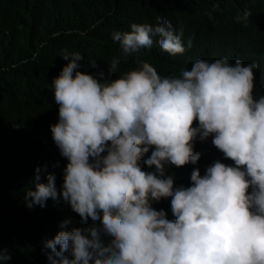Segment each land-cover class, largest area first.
<instances>
[{
  "label": "clouds",
  "instance_id": "clouds-1",
  "mask_svg": "<svg viewBox=\"0 0 264 264\" xmlns=\"http://www.w3.org/2000/svg\"><path fill=\"white\" fill-rule=\"evenodd\" d=\"M129 29L110 34L125 58L157 40L170 55L192 48L163 18ZM249 49L234 62L196 56L169 76L137 59L142 70L114 79L80 71L81 53L62 51L68 63L50 83L58 119L49 125L67 161L59 194L54 173L41 182L37 166L23 200L63 201L83 226L61 220L33 264H264V45ZM211 143L221 152L204 157L199 149ZM10 258L0 249V260Z\"/></svg>",
  "mask_w": 264,
  "mask_h": 264
},
{
  "label": "trees",
  "instance_id": "trees-1",
  "mask_svg": "<svg viewBox=\"0 0 264 264\" xmlns=\"http://www.w3.org/2000/svg\"><path fill=\"white\" fill-rule=\"evenodd\" d=\"M162 18L182 30V42L191 40L187 55H170L158 40L140 58L121 55L113 30H130L131 23L156 27ZM254 45H264V0H0V249L11 256L0 264H33L36 239L52 238L65 218L71 227L83 226L63 201L49 198L44 207L29 208L23 200L25 190L34 189L37 166L41 182L45 172L54 173L59 194L67 161L49 125L58 119L50 83L68 63L62 51L81 53L80 71L114 79L142 70L137 59L161 76L179 75L190 68L192 49L200 58L229 61L239 52L249 57ZM115 57L120 62L109 75Z\"/></svg>",
  "mask_w": 264,
  "mask_h": 264
},
{
  "label": "bare ground",
  "instance_id": "bare-ground-1",
  "mask_svg": "<svg viewBox=\"0 0 264 264\" xmlns=\"http://www.w3.org/2000/svg\"><path fill=\"white\" fill-rule=\"evenodd\" d=\"M192 52H193V55H194V59H193L191 62H194V61L196 60V54H195V52L193 51V49H192ZM236 59H238V58H237V57H232V58H230L229 60L234 62ZM188 63H189V62H188ZM189 66H191V64H189ZM195 125H196V124L193 123V126H195ZM194 144H202V142L199 141V140H196ZM199 151H201V153H203V156H204V157H207V158L215 157V156H217V153L221 152V151L218 150V149H217L212 143H211L210 145H208V146L201 147V148L199 149ZM228 160H229V164H231L232 161H231L230 159H228ZM169 167L171 168L172 166L170 165ZM180 167L183 168V169L188 170V173H187V174H189V173H191V170H192V168H193L194 166H192V165H188V164H185V165L180 166ZM51 237H52V235H51ZM43 239H44V237H42V238H40V239H36V240L39 242V241H43ZM41 249H42V248H39V247L37 248V253H38V254H40V253L42 252ZM33 259H34V258H33Z\"/></svg>",
  "mask_w": 264,
  "mask_h": 264
}]
</instances>
